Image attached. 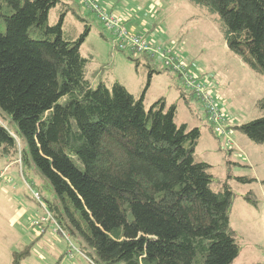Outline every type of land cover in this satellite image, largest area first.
<instances>
[{
    "label": "trees",
    "instance_id": "16d2710c",
    "mask_svg": "<svg viewBox=\"0 0 264 264\" xmlns=\"http://www.w3.org/2000/svg\"><path fill=\"white\" fill-rule=\"evenodd\" d=\"M189 1L215 16L230 51L264 76V0ZM74 6L82 7L0 0V112L22 141L0 122V157L19 154L49 182L51 221L79 238L75 254L92 264H235V194L197 158L201 129L178 125L177 106L165 98L146 109L159 73L149 64L140 97L119 81L92 85L81 52L90 25ZM70 14L86 23L82 32L67 27ZM236 129L264 146V116ZM245 199L258 206L253 191ZM29 254L14 252L12 264Z\"/></svg>",
    "mask_w": 264,
    "mask_h": 264
},
{
    "label": "rangeland",
    "instance_id": "374dc122",
    "mask_svg": "<svg viewBox=\"0 0 264 264\" xmlns=\"http://www.w3.org/2000/svg\"><path fill=\"white\" fill-rule=\"evenodd\" d=\"M99 1L116 16L127 18L133 33L153 39L157 45L171 44L180 58L218 94L227 119L226 136L212 132L211 121L201 104L190 91L182 90L183 83L175 73L166 70L157 59L148 62L139 53L134 55L141 59L137 66L129 52L115 49L112 35L96 14L74 6L90 25L81 52L89 59L87 72L92 85L105 81L111 86L119 81L135 97H140L147 87V64L159 72L153 75L147 89L146 109L165 98L168 105L177 106L178 125L201 129L197 158L212 165L216 180L228 182L235 194L230 220L241 246L236 264H264V146L236 129L264 116V76L230 51L216 17L189 0ZM56 16L52 12L50 21L55 22ZM66 23L78 32L86 26L73 14ZM0 122L12 131L21 147L16 127L1 112ZM18 155L0 157V264H12L14 252L24 251L30 254L21 264H92L77 253L73 260L66 256V249H79V238L57 231L48 211V201L56 200L51 185L33 165H23ZM238 177L256 181L243 184ZM250 191L257 196L258 206L246 201Z\"/></svg>",
    "mask_w": 264,
    "mask_h": 264
},
{
    "label": "built area",
    "instance_id": "2783aa9c",
    "mask_svg": "<svg viewBox=\"0 0 264 264\" xmlns=\"http://www.w3.org/2000/svg\"><path fill=\"white\" fill-rule=\"evenodd\" d=\"M83 8L98 16L104 29L112 35L116 50L129 52L133 57L136 53L151 59H157L161 65L172 71L182 81L183 88L190 91L201 104L204 112L211 121L214 132L220 136H226L227 119L220 106V98L207 80H203L199 73H196L176 53L171 44L157 45L153 39L133 33L128 28V19L116 16L112 11L104 8L99 0H77ZM138 59V58H137ZM230 143V141H228ZM39 197V194H37ZM50 215V213H49ZM52 220L51 215L49 216ZM59 230V224L53 221ZM68 256L74 257L76 248L68 250Z\"/></svg>",
    "mask_w": 264,
    "mask_h": 264
},
{
    "label": "crops",
    "instance_id": "0c3cea01",
    "mask_svg": "<svg viewBox=\"0 0 264 264\" xmlns=\"http://www.w3.org/2000/svg\"><path fill=\"white\" fill-rule=\"evenodd\" d=\"M110 7H112V6H110ZM182 90H185L184 88H182ZM185 91H187V90H185ZM184 97V96H183ZM206 115V114H205ZM207 116V115H206ZM208 117V116H207ZM209 119V118H208ZM65 254H66V256L68 257V250L66 249V252H65ZM79 255H81V256H83L84 258H86L83 254H79ZM75 257H77V256H75ZM69 258V257H68ZM70 260H73V259H71V258H69ZM87 259V258H86ZM237 263V261L235 262V264ZM66 264H67V262H66ZM70 264H73V263H70ZM243 264H247V263H243Z\"/></svg>",
    "mask_w": 264,
    "mask_h": 264
}]
</instances>
